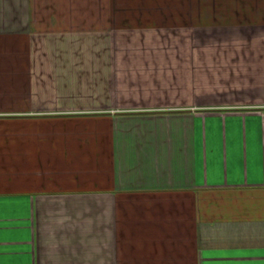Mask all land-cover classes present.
I'll use <instances>...</instances> for the list:
<instances>
[{
	"label": "crops",
	"instance_id": "0c3cea01",
	"mask_svg": "<svg viewBox=\"0 0 264 264\" xmlns=\"http://www.w3.org/2000/svg\"><path fill=\"white\" fill-rule=\"evenodd\" d=\"M0 264H264V0H0Z\"/></svg>",
	"mask_w": 264,
	"mask_h": 264
}]
</instances>
